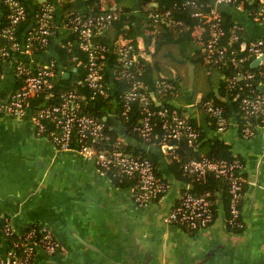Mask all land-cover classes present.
Masks as SVG:
<instances>
[{"label":"crops","instance_id":"obj_1","mask_svg":"<svg viewBox=\"0 0 264 264\" xmlns=\"http://www.w3.org/2000/svg\"><path fill=\"white\" fill-rule=\"evenodd\" d=\"M55 2L61 10L60 0ZM153 5L143 7L147 10ZM135 7L136 56L149 64L153 41L141 32L143 9L137 1ZM215 8L227 12L244 29L245 41L264 39V24L246 11L228 4ZM53 54L54 49L20 54L18 62L36 66ZM16 65L3 66L0 101H6L17 88ZM261 88L264 92V83ZM182 92L184 98L176 104L184 114L196 122L206 139L228 144L232 154L244 163L242 230L234 232L227 226L222 193L217 198L219 212L210 226L189 232L167 225L164 218L185 185L170 170L163 148L137 143L124 135L125 128L114 110L109 116L119 136L157 154L162 176L171 185L170 194L155 205L140 207L130 189L115 186L92 158L59 149L39 135L28 108L21 119L0 114V256L5 257L10 249L1 231L3 219L8 218L20 234L35 226L50 231L59 242L60 249L54 254L40 249L34 264H264V124L249 138L244 137L238 113L231 106L230 120L221 130L206 118L201 95H194L191 83Z\"/></svg>","mask_w":264,"mask_h":264},{"label":"trees","instance_id":"obj_2","mask_svg":"<svg viewBox=\"0 0 264 264\" xmlns=\"http://www.w3.org/2000/svg\"><path fill=\"white\" fill-rule=\"evenodd\" d=\"M19 1L26 8V17L18 24L14 34L16 40L21 44H23L24 36L27 37L30 31L36 29L39 24L44 5L51 4L53 7L51 36L48 45L40 47L34 43L30 47V53L35 54H43L54 49V54L49 59L56 62V76L51 80L50 87L45 88L29 100L28 108L34 116H37L45 108L60 105L63 102V94L72 92L77 95L76 101L79 103L81 114L93 116L101 121L105 125V134L110 140H115L120 135L114 121L109 116L114 110L117 119L125 128L124 135L127 138L135 140L137 143L156 144L157 147L163 148L161 120L158 115L153 118L154 128L150 139L146 140L140 132L134 130V126L142 117L141 105L135 102L127 115L123 114L126 91L134 81L141 80L153 92L154 98L151 104L153 110L168 108L172 113L185 115L177 104L182 102L183 87L191 83L194 95H201L200 106L203 113L216 128H219L218 118L203 107V103L207 101L221 106L227 121L230 120L232 106L238 113L241 130L248 123L253 129L264 124V113L260 116L245 118L239 108V103L244 97L256 94V86L261 83V78L258 76L260 66L253 65L255 56L248 50L251 41H245L244 29L225 11L219 12V27L223 29L224 33L220 36L214 52L210 55L209 44L212 39V24L214 23L210 17L213 8L212 0H60L59 4L63 7L61 10L57 8L55 0ZM136 1L143 9L140 20L141 32L147 33L151 37L153 50L149 64L139 59L132 66L127 67L120 58L118 47L123 44L136 46L135 33H133V26L137 20ZM148 4L154 5L150 9H144L143 6ZM263 5L264 0H243L242 10L256 21L257 12ZM0 10L2 11L1 26L8 25L7 16L10 9L2 0H0ZM196 13H201V16H197ZM108 15H111L110 19H106L94 27L92 38L103 68L102 83L105 93L100 94L95 93V89L91 88L85 80L88 73L89 52L81 47V35L79 31L75 30L74 20L77 16L87 20ZM235 34L239 36L237 40L233 39ZM0 41L8 45L11 43L6 38H0ZM220 50L223 52L222 58L219 55ZM22 65L31 68V70L34 67L26 61H23ZM0 69L3 70V67L0 66ZM74 69L80 75L78 80L73 77ZM64 72L71 73V76L65 78ZM239 73L243 75L253 73L256 77L235 79ZM20 79L18 78L16 90L21 86ZM159 80L171 83L173 89L160 93L157 83ZM190 120L198 132L195 143L194 145H188L186 142L177 143L175 151L179 154L180 159H173L170 154H167L169 168L179 181L184 185H190L192 193L208 198L215 218L219 212L218 194L222 193L228 218V179L218 177L213 173L198 177L186 173L183 165L192 159L209 158L232 161L239 157L232 154L228 144L206 139L196 122L191 118ZM52 131L59 132L60 128L56 123L48 120L45 123V129L38 134L50 138ZM79 146L76 141L71 144V147L76 149ZM125 151L137 157L149 158L155 165L157 175L165 179L159 169L157 154L142 146L130 143L125 144ZM105 172L117 187L131 188L136 184L135 179L115 174L114 170ZM245 190L246 183H244V192ZM5 223L6 218L3 219L1 231L9 247H14V243L21 242L23 237L32 230L35 231L33 239L41 242L42 231L39 228L30 226L22 234L13 230L5 235ZM230 230L238 232L242 229L230 228ZM189 232H195V230ZM16 250L22 253L23 249L16 248ZM34 261L35 258L32 264Z\"/></svg>","mask_w":264,"mask_h":264},{"label":"built area","instance_id":"obj_3","mask_svg":"<svg viewBox=\"0 0 264 264\" xmlns=\"http://www.w3.org/2000/svg\"><path fill=\"white\" fill-rule=\"evenodd\" d=\"M2 1L8 5L10 11L7 16L9 24L4 26L0 24V38H6L11 43L8 45L0 41V66L3 67L7 63L16 62V76L21 78V86L6 101H0V114L21 119L28 109L29 100L45 88L50 87L51 80L56 76V62L54 60L49 59L40 65H36L33 70L22 65V62H18V56L30 53V47L34 43H37L40 47L48 45L51 36L53 7L51 4L44 5L39 24L36 29L30 31L27 37L24 36L23 44H21L16 40L14 34L18 24L26 17V8L19 0ZM242 3L243 0H214L215 7L228 4L242 9ZM215 7L210 12V17L214 21L212 24V39L209 44L210 55L214 52L220 36L224 33L223 29L219 27L220 13ZM1 13L0 10V17L2 16ZM196 15L201 16V13H196ZM110 18L111 15L85 20L83 17L77 16L74 20L75 30L79 31L81 35V47L89 52L88 73L85 80L91 88L95 89V93L100 94L105 93L102 83L103 68L92 38L94 27ZM256 21L264 24V5L258 10ZM238 38V34L233 36L234 40ZM248 50L255 56V59L261 57L264 54V39L259 38L251 41ZM118 52L127 67L132 66L138 60L134 45H119ZM222 54L223 52L220 50V58H222ZM259 66L258 76L261 78V83L256 86V94L244 97L239 103V108L245 118L260 116L264 113V92L261 88L264 83V61ZM127 74L130 75L129 72ZM2 77L3 70L0 69V80ZM254 77L256 76L253 73L247 75L239 73L235 79H253ZM157 83L160 93L164 90L171 91L173 89L172 84L167 81L159 80ZM152 96V90L143 81H134L125 93L123 114L127 115L135 102L141 105L142 117L134 126V130L140 132L146 140L150 139L154 128L153 118L158 115L161 120L162 144L163 147H168L166 150L164 149L165 153L170 154L173 159L179 160L180 156L175 151L177 143L186 142L188 145H194L198 136L197 129L191 122L190 117L186 115L172 113L168 108L153 110L151 104L154 96ZM62 98L63 102L60 105L45 108L37 116H34L39 134L45 129V123L48 120L53 121L60 128V131L50 132L49 139L59 149L78 151L84 156L92 158L103 171L114 170L115 174H122L135 179L136 184L129 189L135 202L140 207L155 205L169 193L171 189L169 181L157 175L155 165L149 158L137 157L125 151L126 140L120 136L115 140H110L105 134V125L101 121L93 116L81 114L79 103L76 101V94L72 92L65 93ZM154 101L157 103L155 99ZM203 107L218 118L219 129L224 130L228 121L223 115V108L212 101L203 103ZM254 130L248 123L242 128L243 136L249 138ZM73 141L80 145L78 149L71 147ZM183 169L186 173L198 177L207 173H213L218 177H226L229 181L227 226L237 229L244 228L241 207L245 193V180L242 175L244 163L240 158L232 161L209 158L192 159L184 163ZM164 219L169 226L175 225L189 231H197L210 226L215 220V214L208 198L192 193L190 185L186 184L177 203ZM13 230L10 219L6 218L5 235L13 232ZM34 234L35 231H29L21 242L14 243V247H10L6 256L0 258V264H32L35 255L38 254H35L36 251L42 249L45 253L51 255L60 249L59 242L50 231H42L41 242L33 239ZM16 248H22V253H19Z\"/></svg>","mask_w":264,"mask_h":264},{"label":"water","instance_id":"obj_4","mask_svg":"<svg viewBox=\"0 0 264 264\" xmlns=\"http://www.w3.org/2000/svg\"><path fill=\"white\" fill-rule=\"evenodd\" d=\"M262 61H264V54H263L261 57L256 58V59L254 60V62H253V65H254V66H259V65L261 64ZM74 73H76L75 75H73L74 79H78V78H79V75H78V73H77V70H75ZM70 75H71V74H70L69 72H67V73L64 74V77H65V78H68V77H70ZM167 148H168V147H163V149H165V150H166ZM170 192H171V189H170V191H169L168 194H170Z\"/></svg>","mask_w":264,"mask_h":264},{"label":"rangeland","instance_id":"obj_5","mask_svg":"<svg viewBox=\"0 0 264 264\" xmlns=\"http://www.w3.org/2000/svg\"><path fill=\"white\" fill-rule=\"evenodd\" d=\"M42 1V0H41Z\"/></svg>","mask_w":264,"mask_h":264}]
</instances>
